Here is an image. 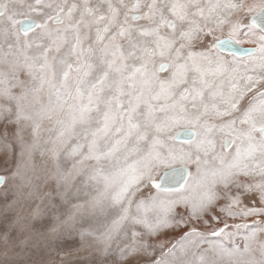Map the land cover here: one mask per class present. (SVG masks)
<instances>
[{"label":"snow or ice","instance_id":"6c2138e0","mask_svg":"<svg viewBox=\"0 0 264 264\" xmlns=\"http://www.w3.org/2000/svg\"><path fill=\"white\" fill-rule=\"evenodd\" d=\"M0 264H264V0H0Z\"/></svg>","mask_w":264,"mask_h":264}]
</instances>
